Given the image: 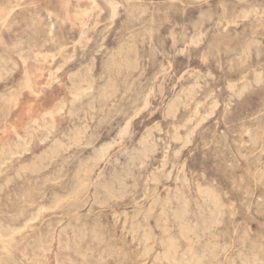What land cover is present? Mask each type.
Instances as JSON below:
<instances>
[{"label": "rangeland", "instance_id": "rangeland-1", "mask_svg": "<svg viewBox=\"0 0 264 264\" xmlns=\"http://www.w3.org/2000/svg\"><path fill=\"white\" fill-rule=\"evenodd\" d=\"M0 147V264H264V0H0Z\"/></svg>", "mask_w": 264, "mask_h": 264}, {"label": "bare ground", "instance_id": "bare-ground-1", "mask_svg": "<svg viewBox=\"0 0 264 264\" xmlns=\"http://www.w3.org/2000/svg\"><path fill=\"white\" fill-rule=\"evenodd\" d=\"M105 3H106V2H105ZM94 6H95V5H94ZM89 8H90V7H89ZM79 9H80V8H79ZM84 10H85V9H84ZM110 10H112V9H110ZM84 12H85V11H84ZM84 12H82V14H83ZM238 12H239V11H238ZM80 13H81V12H80ZM86 13H87V12H86ZM244 13H245V12H244ZM235 15H236V14H235ZM244 15H245V14H244ZM109 18H110V17H109ZM110 19H111V18H110ZM242 19H243V18H242ZM78 20H79V19H78ZM78 20H77V21H78ZM78 22H79V21H78ZM224 22H225V21H224ZM230 23H231V22H230ZM233 23H234V22H233ZM80 24H81V23H80ZM228 24H229V23H228ZM107 25H108V24H107ZM85 26H86V25H85ZM223 27H224V26H223ZM79 35H80V34H79ZM81 36H82V35H81ZM81 38H82V37H81ZM199 41H200V40H199ZM76 43H77V42H76ZM195 43H196V42H195ZM19 44H20V43H19ZM186 47H187V46H186ZM176 49H177V48H176ZM58 51H59V50H58ZM32 55H33V54H32ZM52 55H53V54H52ZM122 55H123V54H122ZM57 56H58V55H57ZM108 58H109V57H108ZM109 59H110V58H109ZM44 60H45V59H44ZM65 60H66V59H65ZM104 60H105V59H104ZM89 61H90V60H89ZM119 61H120V60H119ZM105 62H106V61H105ZM105 62H104V63H105ZM106 63H107V62H106ZM106 63H105V64H106ZM108 64H109V63H108ZM127 64H128V63H127ZM84 65H85V63H84ZM58 67H59V66H58ZM77 69H78V68H77ZM102 69H103V68H102ZM109 71H110V70H109ZM79 72H80V71H79ZM105 72H106V71H105ZM257 72H258V71H257ZM75 73H76V72H75ZM80 74H81V73H80ZM105 74H107V73H105ZM116 74H117V73H116ZM118 74H119V73H118ZM257 74H258V73H257ZM81 75H82V74H81ZM241 75H242V74H241ZM78 76H79V75H78ZM124 76H125V75H124ZM124 76H123V77H124ZM83 77H84V76H83ZM108 77H109V76H108ZM112 78H113V77H112ZM243 78H244V77H243ZM107 79H108V78H107ZM131 79H132V78H131ZM80 80H81V79H80ZM238 80H239V79H238ZM238 80H237V81H238ZM246 80H247V79H246ZM102 81H103V80H102ZM105 81H106V80H105ZM108 81H109V80H108ZM239 81H240V80H239ZM109 82H110V81H109ZM117 82H118V81H117ZM246 82H247V81H246ZM248 82H249V81H248ZM110 85H111V84H110ZM110 85H109V86H110ZM113 85H114V84H113ZM139 85H140V84H139ZM244 86H245V85H244ZM228 87H229V86H228ZM248 87H249V85H248ZM107 88H108V87H107ZM116 88H117V87H116ZM243 89H244V88H243ZM84 90H85V89H84ZM101 91H103V90H101ZM122 92H124V91H122ZM93 93H94V92H93ZM104 93H105V92H104ZM114 93H115V92H114ZM100 94H101V93H100ZM145 94H146V93H145ZM169 96H170V95H169ZM108 97H109V96H108ZM112 97H113V96H112ZM109 98H110V97H109ZM96 99H97V98H96ZM142 99H143V98H142ZM211 99H212V98H211ZM213 99H214V98H213ZM140 100H141V99H140ZM213 101H214V100H213ZM83 103H84V102H83ZM142 103H143V102H142ZM199 103H200V102H199ZM86 105H87V104H86ZM87 106H89V105H87ZM141 106H142V105H141ZM212 106H213V105H212ZM105 107H106V106H105ZM134 107H135V106H134ZM86 108H87V107H86ZM97 108H99V107L97 106ZM139 108H140V107H139ZM170 108H171V107H170ZM170 108H169V110H170ZM175 108H176V107H175ZM163 110H164V109H163ZM209 110H210V109H209ZM91 111H92V110H91ZM193 111H194V110H193ZM204 111H205V110H204ZM95 112H96V111H95ZM134 112H135V111H134ZM168 112H169V111H168ZM211 112H212V110H211ZM171 113H172V112H171ZM171 113H170V114H171ZM135 114H136V112H135ZM173 114H175V113H173ZM208 114H209V113H208ZM204 115H205V114H204ZM190 117H191V116H190ZM198 117H199V116H198ZM205 117H206V116H205ZM128 118H129V117H128ZM125 120H126V119H125ZM189 120H191V119H189ZM184 122H185V121H184ZM197 123H198V122H197ZM194 124H196V123H194ZM192 126H193V125H192ZM31 127H32V126H31ZM194 128H195V127H194ZM173 129H174V128H173ZM176 129H177V128H176ZM190 131H191V130H190ZM168 132H169V131H168ZM187 134H188V133H187ZM184 136H185V135H184ZM156 138H157V137H156ZM185 139H186V138H185ZM118 140H119V139H118ZM183 140H184V139H183ZM186 140H188V139H186ZM176 141H177V140H176ZM53 142H54V141H53ZM55 142H56V141H55ZM78 142H79V141H78ZM105 142H106V141H105ZM187 142H188V141H187ZM14 143H15V142H14ZM17 143H18V145L20 144V142H16V145H15V146H18ZM58 143H59V142H58ZM74 143H75V142H74ZM60 144H61V143H60ZM7 145H8V144H7ZM181 145H182V144H181ZM13 146H14V144H13ZM15 146H14V147H15ZM21 146H22V145H21ZM57 146H58V145H57ZM167 146H168V145H167ZM2 147H3V146H2ZM18 147H20V146H18ZM48 147H49V146H48ZM51 147H52V146H51ZM7 148H8V147H7ZM12 148H13V147H12ZM15 148H16V147H15ZM58 148H59V147H58ZM104 148H105V147H104ZM0 149H1V147H0ZM2 149H3V148H2ZM2 149H1V151H2ZM8 149H10V148H8ZM20 149H21V148H20ZM20 149H19V150H20ZM55 149H56V148H55ZM55 149H54V150H55ZM51 150H52V149H51ZM51 150H50V151H51ZM1 151H0V152H1ZM8 151H9V150H8ZM13 151H14V150H13ZM16 151H17V150H16ZM45 151H46V150H45ZM48 151H49V150H48ZM50 151H49V152H50ZM52 151H53V150H52ZM52 151H51V152H52ZM19 152H20V151H19ZM100 152H102V151H100ZM100 152H98V153H100ZM104 152H105V151H104ZM4 153H5V152H4ZM4 153H3V154H4ZM1 154H2V153H1ZM8 154H9V152H8ZM43 154H44V153H43ZM47 154H49V153L47 152ZM50 154H51V153H50ZM101 154H102V153H101ZM34 155H35V154H34ZM2 156H4V155H2ZM41 156H42V155H41ZM47 156H48V155H47ZM47 156H46V157H47ZM50 156H52V155H50ZM66 156H67V155H66ZM95 156H96V155H95ZM95 156H94V157H95ZM98 156H99V155H98ZM88 157H89V156H88ZM96 157H97V156H96ZM99 157H100V156H99ZM99 157H98V158H99ZM127 157H128V156H127ZM51 158H52V157H51ZM100 158H101V157H100ZM102 158H103V157H102ZM2 159H3V157H2ZM2 159H0V160L2 161ZM7 159H8V158H7ZM52 159H53V158H52ZM84 159H85V158H84ZM95 159H96V158H95ZM59 161H60V160H59ZM86 161H87V160H86ZM91 161H92V160H91ZM257 161H258V160H257ZM24 162H25V161H24ZM24 162H23V164H24ZM35 162H36V161H35ZM55 162H57V161H55ZM19 163H20V162H19ZM39 163H40V162H39ZM39 163H38V164H39ZM93 163H94V162H93ZM258 163H260V162H258ZM32 164H33V162H32ZM38 164H37V165H38ZM40 164H41V163H40ZM42 164H43V163H42ZM76 164H77V163H76ZM252 164H253V163H252ZM25 165H27V164H25ZM84 165H85V164H84ZM129 165H130V164H129ZM14 166H15V165H14ZM29 166H30V165H29ZM38 166H39V165H38ZM76 166H77V165H76ZM22 167H23V166H22ZM32 167H33V166H32ZM32 167H30L29 169H31ZM36 167H37V166H36ZM36 167H34V168H36ZM79 167H80V166H79ZM79 167H77V168H79ZM88 167H89V166H88ZM24 168H25V167H24ZM94 168H95V167H94ZM22 169H23V168H22ZM36 169H37V168H36ZM18 170H19V169H18ZM41 170H43V169H41ZM88 170H89V169H88ZM88 170H87V171H88ZM121 170H122V169H121ZM30 171H33V168H32V170H30ZM30 171H28V172H30ZM36 171H37V170H36ZM36 171H35V172H36ZM79 171H80V170H79ZM14 172L17 173V170L14 171ZM72 172H73V171H72ZM77 172H78V171H77ZM82 172H84V171L82 170ZM122 172H123V171H122ZM160 172H161V171H160ZM12 173H13V172H12ZM72 174H73V173H72ZM88 174H89V173H88ZM261 174H262V172H261ZM111 175H112V174H111ZM111 175H110V176H111ZM118 175H119V174H118ZM128 175H129V174H128ZM131 175H132V174H131ZM139 175H140V174H139ZM149 175H150V174H149ZM151 175H152V174H151ZM165 175H166V174H165ZM4 176H5V175H4ZM37 176H38V175H37ZM74 176H75V174H74ZM87 176H88V175H87ZM168 176H169V175H168ZM260 176H261V175H260ZM39 177H40V176H39ZM49 177H50V176H49ZM70 177H71V176H70ZM79 177H80V179H81L83 176H82V177L79 176ZM84 177H85V176H84ZM149 177H150V176H149ZM4 178H5V177H4ZM33 178H34V177H33ZM56 178H57V177H56ZM89 178H90V177H89ZM104 178H105V177H104ZM122 178H123V177H122ZM7 179H8V178H7ZM85 179H86V178H85ZM154 179H155V178H154ZM159 179H160V178H159ZM261 179H262V178H261ZM47 180H48V179H47ZM78 180H79V179H78ZM81 180H82V179H81ZM118 180H119V179H118ZM263 180H264V179H263ZM4 181H5V180H4ZM8 181H10V180H8ZM45 181H46V180H45ZM79 181H80V180H79ZM74 182H75V181H74ZM83 182H84V181H83ZM83 182H82V183H83ZM96 182H97V181H96ZM96 182H95V183H96ZM116 182H117V181H116ZM122 182H123V181H122ZM152 182H153V181H152ZM7 183H8V182H7ZM82 183H81V184H82ZM8 184H9V183H8ZM20 184H21V183H20ZM81 184H80V183H77L78 186L81 185ZM89 184H90V183H89ZM98 184H99V183H98ZM6 185H7V184H6ZM6 185H5V186H6ZM83 185H84V184H83ZM87 185H88V184H87ZM100 185H101V184H100ZM81 187H82V186H81ZM86 187H87V186H86ZM198 187H199V186H198ZM200 187H201V186H200ZM78 188H80V187H78ZM78 188H77V189H78ZM99 188H100V187H99ZM118 188H119V187H118ZM176 188H177V186H176ZM23 189H24V188H23ZM108 189H110V188H108ZM198 189H199V188H198ZM0 190H2V189H0ZM31 190H32V189H31ZM69 190H70V189H69ZM75 190H76V189H75ZM78 190H80V189H78ZM114 190H115V189H114ZM200 190H201V189H200ZM27 191H28V190H27ZM76 191H77V190H76ZM103 191H104V189H103ZM108 191H111V190H108ZM108 191H106V192H108ZM175 191H177V190H175ZM178 191H179V190H178ZM25 192H26V191H25ZM32 192H33V191H32ZM19 193H20V192H19ZM26 193H27V192H26ZM73 193H75V192H73ZM84 193H85V192H84ZM113 193H114V192H113ZM110 194H111V193H110ZM118 194H119V193H118ZM209 194H210V193H209ZM79 195H80V194H79ZM92 195H93V194H92ZM207 195H208V194H207ZM81 196H82V195H81ZM109 196H110V195H109ZM157 196H158V195H157ZM157 196H156V197H157ZM180 196H181V195H180ZM205 196H206V195H205ZM107 197H108V196H107ZM86 198H87V197H86ZM150 198H151V197H150ZM152 198H153V197H152ZM177 198H178V197H177ZM205 198H206V197H205ZM207 198H208V197H207ZM210 198H211V197H210ZM94 199H95V198H94ZM101 199H102V198H101ZM77 200H78V199H77ZM163 200H164V199H163ZM177 200H178V199H177ZM62 201H63V200H62ZM70 201H71V200H70ZM73 201H74V200H73ZM75 201H76V200H75ZM98 201H99V200H98ZM104 201H105V200H104ZM182 201H183V200H182ZM201 201H202V200H201ZM204 201H205V200H204ZM204 201H203V202H204ZM210 201H211V200H210ZM64 202H65V201H64ZM101 202H102V200H101ZM164 202H165V201H164ZM179 202H180V201H179ZM217 202H218V201H217ZM75 203H76V202H75ZM138 203H139V202H138ZM149 203H150V202H149ZM162 203H163V202H162ZM184 203H185V202H184ZM184 203H183V204H184ZM211 203H212V202H211ZM213 203H214V202H213ZM213 203H212V204H213ZM136 204H137V203H136ZM153 204H154V203H153ZM165 204H166V203H165ZM178 204H179V203H178ZM194 204H195V203H194ZM214 204H215V203H214ZM214 204H213V206H214ZM179 205H180V204H179ZM216 205H217V204H216ZM57 207H58V206H57ZM139 207H140V206H139ZM180 207H181V206H180ZM198 207H199V206H198ZM215 207H216V206H215ZM215 207H214V208H215ZM152 208H153V207H152ZM182 208H183V207H182ZM182 208H181V209H182ZM185 208H186V207H185ZM185 208H184V209H185ZM201 208H202V207H201ZM207 208H208V207H207ZM216 208H217V207H216ZM36 209H37V208H36ZM54 209H55V208H54ZM140 209H141V208H140ZM184 209H183V210H184ZM30 210H31V209H30ZM60 210H61V209H60ZM150 210H151V209H150ZM175 210H176V209H175ZM195 210H196V209H195ZM200 210H201V209H200ZM215 210H216V209H215ZM160 211H161V210H160ZM173 211H174V210H173ZM176 211H177V210H176ZM209 211H210V210H209ZM145 212H146V211H145ZM158 212H159V211H158ZM158 212H157V213H158ZM171 212H172V211H171ZM179 212L181 213L182 211L179 210ZM184 212H185V211H184ZM198 212H200V211H198ZM28 214H29V213H28ZM145 214H146V213H145ZM163 214H164V213H162V215H163ZM173 214H175V213L173 212ZM200 214H201V213H200ZM212 214H214V213H212ZM215 214H216V213H215ZM218 214H219V213H218ZM41 215H42V214H41ZM59 215H60V214H59ZM162 215H161V216H162ZM177 215H178V214H177ZM175 216H176V215H175ZM175 216H174V217H175ZM178 216H179V215H178ZM180 216H181V215H180ZM180 216H179V217H180ZM213 216H214V215H213ZM213 216H212V217H213ZM136 217H137V216H136ZM162 217H163V216H162ZM179 217H178V218H179ZM183 217H184V216H183ZM201 217H202V216H201ZM215 217H217V215H215ZM221 217H222V216H221ZM37 218H38V217H37ZM37 218H36V219H37ZM39 218H40V217H39ZM132 218H133V217H132ZM167 218H168V217H167ZM175 218H176V217H175ZM178 218H177L176 220H178ZM213 218H214V217H213ZM213 218H212V219H213ZM144 220H145V219H144ZM162 220H163V219H162ZM181 220H182V219H181ZM215 220H216V219H215ZM215 220H214V221H215ZM218 220H219V219H218ZM38 221H39V220H38ZM75 221H76V220H75ZM158 221H159V220H158ZM179 221H180V218H179ZM182 221H183V220H182ZM184 221H186V220H184ZM123 222H124V221H123ZM175 222H176V221H175ZM189 222H190V221H189ZM212 222H213V220H212ZM155 223H156V222H155ZM182 223H183V222H182ZM187 223H188V222H187ZM215 223H216V222H215ZM8 224H9V223H8ZM19 224H20V223H19ZM131 224H132V223H131ZM177 224H178V222H177ZM179 224H181V223H179ZM183 224H184V223H183ZM185 224H186V223H185ZM185 224H184L183 226H185ZM194 224H195V223H194ZM28 225H29V224H28ZM83 225H84V224H83ZM125 225H126V224H125ZM125 225H124V226H125ZM186 225H187V224H186ZM206 225H208V224H206ZM211 225H212V224H211ZM216 225H217V224H216ZM30 226H31V225H30ZM180 226H181V225H180ZM183 226H182V227H183ZM191 226H192V225H191ZM133 227H134V226H133ZM144 227H145V226H144ZM147 227H148V226H147ZM182 227H181V228H182ZM187 227H189V225H188ZM187 227H186V226L184 227V231H185V228H187ZM48 228H50V227H48ZM61 228H62V227H61ZM189 228H191V227H189ZM189 228H187V229H189ZM21 229H22V228H21ZM136 229H137V228H136ZM194 229H195V228H194ZM204 229H205V228H204ZM212 229H213V228H212ZM44 230H46V229H44ZM91 230H92V229H91ZM129 230H130V229H129ZM144 230H145V229H144ZM159 230H160V229H159ZM162 230H163V229H162ZM190 230H191V229H190ZM207 230H208V229H207ZM178 231H179V230H178ZM180 231H181V230H180ZM184 231H183V233H184ZM186 231H187V230H186ZM18 232L20 233V231H18ZM26 232H27V231H26ZM47 232H48V230H47ZM50 232H51V231H50ZM56 232H57V231H56ZM85 232H86V231H85ZM90 232H91V231H90ZM92 232H93V231H92ZM129 232H130V231H129ZM193 232H194V230H193ZM19 233H18V234H19ZM45 233H46V232H45ZM183 233H182V234H183ZM187 233H188V232H186L185 234H187ZM191 233H192V232H191ZM203 233H204V232H203ZM208 233H209V232H208ZM208 233H207V234H208ZM15 234H16V233H15ZM62 234H63V233H62ZM146 234H147V236H150V235H148L149 232H147ZM146 234H145V235H146ZM41 235H42V234H41ZM93 235H95V234H93ZM132 235H133V234H132ZM145 235H144V236H145ZM192 235H194V233H193ZM195 235H196V234H195ZM242 235H243V234H242ZM4 236H5V235H4ZM180 236H181V235H180ZM185 236H186V235H185ZM185 236H183V237L181 236V237L184 238ZM187 236H189V235H187ZM210 236H211V235H210ZM5 237H7V236H5ZM57 237H58V236H57ZM71 237H72V236H71ZM97 237H98V236H97ZM191 237H192V236H191ZM212 237H213V236H212ZM0 238H2V237H0ZM74 238H75V237H74ZM95 238H96V237H95ZM132 238H133V237H132ZM144 238H146V236H145ZM150 238H151V237H150ZM150 238H149V239H150ZM171 238H172V237H171ZM188 238H189V237H188ZM188 238H186V240H187ZM7 239H8V238H7ZM10 239H11V238H10ZM92 239H94V238H92ZM97 239H98V238H97ZM184 239H185V238H184ZM191 239H192V238H189V242L191 241ZM146 240H147V239H146ZM168 240H169V239H168ZM1 241H2V240H1ZM99 241H100V240H99ZM138 241H139V240H138ZM141 241H142V240H141ZM144 241H145V240H144ZM153 241H154V240H153ZM158 241H159V240H158ZM170 241H172V240L170 239ZM170 241H169V242H170ZM208 241H209V240H208ZM229 241H230V240H229ZM33 242H34V241H33ZM151 242H152V241H151ZM167 242H168V241H167ZM192 242H193V241H192ZM212 242H213V241H212ZM1 243H2V242H1ZM11 243H12V240H11ZM17 243H18V242H17ZM22 243H23V242H22ZM24 243H25V242H24ZM51 243H52V242H51ZM67 243H68V242H67ZM74 243H75V242H74ZM170 243H173V242H170ZM175 243H176V242H175ZM4 244H5V243H4V241H3V245H4ZM13 244H14V243H13ZM146 244H147V243H146ZM189 244H190V243H189ZM195 244H196V243H195ZM202 244H203V243H202ZM213 244H214V243H213ZM8 245H9V243H8ZM8 245H7V246H8ZM15 245H16V244H15ZM26 245H29V244L27 243ZM98 245H99V244H98ZM144 245H145V244H144ZM176 245H177V244H176ZM176 245H173V246H176ZM178 245H179V244H178ZM178 245H177L176 247L179 248ZM187 245H188V244H187ZM5 246H6V245H5ZM10 246H11V245H10ZM29 246H30V245H29ZM45 246H46V245H45ZM96 246H97V244H96ZM167 246H168L167 248H169V249L171 248V247H169L168 244H167ZM171 246H172V244H171ZM198 246H199V245H198ZM3 247H4V246H2V249H4ZM47 247H48V246H47ZM187 247L190 248V245H188ZM191 247H192V246H191ZM14 248H15V247H14ZM21 248H22V247H21ZM31 248H32V247H31ZM189 248H187V249H189ZM59 249H60V248H59ZM73 249H74V248H73ZM147 249H148V248H147ZM149 249H150V248H149ZM171 249H172V248H171ZM173 249H174V248H173ZM173 249H172V250H173ZM192 249H193V248H192ZM5 250H6V249H5ZM7 250H8V249H7ZM10 250H11V249H10ZM14 250H16V249H14ZM17 250H18V249H17ZM90 250H91V249H90ZM150 250H151V249H150ZM167 250H168V249H167ZM172 250H171V252H172ZM19 251H20V250H19ZM19 251H18V252H19ZM161 251H162V250H161ZM165 251H166V248H165ZM179 251H180V250H179ZM182 251H183V250H182ZM187 251H188V250H187ZM187 251H186V252H187ZM189 251H190V250H189ZM192 251H193V250H192ZM192 251H191V253H192V255H193V252H192ZM194 251H195V250H194ZM14 252H15V251H14ZM20 252H21V251H20ZM22 252H23V251H22ZM24 252H25V250H24ZM110 252H111V251H110ZM144 252H146V251H144ZM148 252H149V251H148ZM154 252H155V251H154ZM176 252H177V248H176ZM176 252H175V253H176ZM180 252H181V251H180ZM7 253L9 254V252H7ZM113 253H114V252H113ZM165 253H168V251L165 252ZM165 253H164V254H165ZM177 253H178V252H177ZM177 253H176V255H177ZM183 253H184V252H183ZM0 254H1V253H0ZM170 254H171V253H170ZM189 254H190V253H189ZM256 254H257V252H256ZM155 255H156V254H155ZM166 255H167V254H166ZM173 255H174V251H173ZM190 255H191V254H190ZM192 255H191V256H192ZM194 255H195V253H194ZM196 255H197V254H196ZM196 255H195V256H196ZM199 255H200V254H199ZM199 255H198V256H199ZM24 256H25V255H24ZM26 256H27V255H26ZM80 256H81V255H80ZM183 256H184L183 258H186V257H185V254H183ZM195 256H193V257H195ZM198 256H197V258H198ZM201 256H202V255H201ZM7 257H8V256H7ZM83 257H84V256H83ZM164 257H165V256H164ZM166 257L168 258V255H167ZM199 257H200V256H199ZM20 258H21V257H20ZM37 258H38V257H37ZM159 258H160V257H159ZM167 258H166V260H167ZM197 258H196V259H197ZM200 258H201V257H200ZM202 258H203V257H202ZM202 258H201V259H202ZM61 259H62V258H61ZM101 259H102V258H101ZM168 259L170 260V258H168ZM173 259H174V258H173ZM176 259H177V258H176ZM196 259H195V260H196ZM204 259H205V257H204ZM214 259H215V258H214ZM253 259H254V258H253ZM258 259H260V258H258ZM18 260H19V259H18ZM69 260H70V259H69ZM121 260H122V259H121ZM180 260H182V259H180ZM184 260H185V259H184ZM193 260H194V259H193ZM38 261H39V260H38ZM175 261H176V260L174 259V262H175ZM182 261H183V260H182ZM185 261H186V260H185ZM185 261H184V263H185ZM188 261H191V263H192V260L189 259ZM252 261H253V260H252ZM252 261H250V262H252ZM261 261H262V260H261ZM13 262H14V261H13ZM26 262H27V261H26ZM177 262H178V260H177ZM193 262L195 263V261H193ZM198 262H201V261H199V259H198ZM202 262H203V260H202ZM241 262H242V261H241ZM254 262H255V260H254ZM105 263H106V262H105ZM166 263H167V262H166ZM178 263H180V262H178ZM186 263H188V262L186 261ZM196 263H197V261H196ZM196 263H195V264H196ZM21 264H22V263H21ZM115 264H116V263H115ZM222 264H223V263H222ZM244 264H246V263H244Z\"/></svg>", "mask_w": 264, "mask_h": 264}]
</instances>
